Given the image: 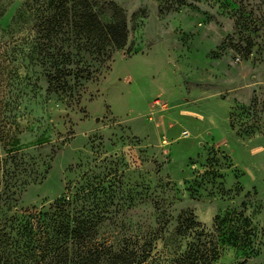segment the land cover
Masks as SVG:
<instances>
[{
    "label": "rangeland",
    "instance_id": "1",
    "mask_svg": "<svg viewBox=\"0 0 264 264\" xmlns=\"http://www.w3.org/2000/svg\"><path fill=\"white\" fill-rule=\"evenodd\" d=\"M88 2L124 50L0 0V227L59 200L152 264H264V0Z\"/></svg>",
    "mask_w": 264,
    "mask_h": 264
},
{
    "label": "trees",
    "instance_id": "2",
    "mask_svg": "<svg viewBox=\"0 0 264 264\" xmlns=\"http://www.w3.org/2000/svg\"><path fill=\"white\" fill-rule=\"evenodd\" d=\"M39 1V0H33ZM58 9V30L68 23L70 0H46ZM81 17L71 23L79 31L95 34L117 48L125 49L128 26L121 9L110 2L117 17L103 22L88 0H82ZM104 49V48H103ZM101 51V50H100ZM104 52V53H103ZM98 52L99 55L105 54ZM64 85L57 87L64 89ZM66 201L56 200L46 212L26 210L21 219L11 217L0 227V264H152L147 244L126 241L117 248L98 236L96 223L83 213L70 212Z\"/></svg>",
    "mask_w": 264,
    "mask_h": 264
},
{
    "label": "built area",
    "instance_id": "3",
    "mask_svg": "<svg viewBox=\"0 0 264 264\" xmlns=\"http://www.w3.org/2000/svg\"><path fill=\"white\" fill-rule=\"evenodd\" d=\"M157 103H159V100L157 101Z\"/></svg>",
    "mask_w": 264,
    "mask_h": 264
}]
</instances>
